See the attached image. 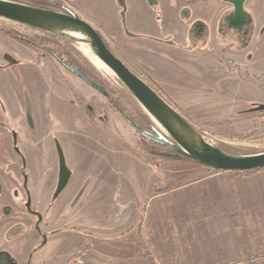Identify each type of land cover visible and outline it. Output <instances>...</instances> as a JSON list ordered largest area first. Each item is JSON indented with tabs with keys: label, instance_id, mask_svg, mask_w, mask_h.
<instances>
[{
	"label": "rangeland",
	"instance_id": "374dc122",
	"mask_svg": "<svg viewBox=\"0 0 264 264\" xmlns=\"http://www.w3.org/2000/svg\"><path fill=\"white\" fill-rule=\"evenodd\" d=\"M67 1L75 12L98 30H101L106 38H109V32L102 29L99 23L96 22L101 17V13L98 10L91 12L92 3L98 2V0ZM7 30L21 33L28 37L41 34L38 29L0 18V33L3 34V37L10 39L11 37L6 34ZM1 34L0 36H2ZM263 34L259 29V33L255 37V42H258V49L261 46L262 52L264 51ZM54 37L61 38L66 42L61 44L63 49L70 52L84 67L91 70L93 78L103 84L113 98L115 105L125 110L133 122H137L142 126L145 125L151 133L170 139L167 131L153 120L149 112L113 71L95 65L92 59L76 48L72 43L73 41H70L64 34ZM10 40L12 42L3 41L0 43L2 47L5 46L7 48L11 54L9 56L15 59L13 62L7 57L6 52L3 54L5 50L0 51V116L6 117L8 123L6 132L8 133L10 127L13 126L18 134V146L23 150L27 163L25 171L30 174L29 184L33 192V206L40 207L41 204L37 200L41 201V193H43L42 204H45L49 195L54 192L59 146L54 138L56 137L60 141L67 156H70V160L75 159L68 145L70 144L69 137L63 134L61 130L75 127L74 130H78L80 133L81 131L89 133V119L86 113L78 108L77 105L75 107L72 105L59 106L56 100L53 99L54 97L50 96L47 91L49 88L52 93L56 79H52L42 66V63H38L37 59H35L37 56L13 46V43H18L13 38ZM252 41L253 38L248 44H251ZM111 42L114 50L117 49L115 41L111 40ZM89 47L91 48L90 44ZM15 49H18V51H15ZM114 52L116 53V51ZM91 53L96 56L93 50ZM38 71L40 74L38 78L41 79L35 77V72ZM11 76L14 77L15 81H12ZM60 77L62 83L73 89L69 81V79L75 77L73 74L61 70ZM149 78L147 82L156 86L154 85L156 82L149 80ZM35 81H38L37 84L35 83V86H32ZM83 83L84 88L88 90V95H90L85 99L83 98V100L89 108L97 111L100 106L94 100L93 94H98V91L87 83ZM203 86L211 90H216L217 88L220 90L214 96L215 100L205 97L201 100H186L181 97H172L166 93V90L162 89V92L164 98L188 119L207 141L234 154L264 152V108L256 109L264 106V95L254 88H237L236 85L227 87L215 85V89L209 84H204ZM26 87L29 92H24L23 94L22 91ZM158 87L162 88L160 84ZM226 88H229V90ZM190 91L192 90L188 89L187 96L191 94ZM207 91L209 92H202H206L208 97H210L212 93H210V90ZM230 91L232 94H228ZM72 92L76 94L75 91ZM101 100L106 103V100L102 98ZM201 101L209 104L202 115L199 112L200 110L196 109L197 102ZM229 101L231 107L235 108V110L237 106L238 112L243 108L246 109L245 111L248 109L252 111L238 115H217V112L224 111L223 105L224 103L228 104ZM235 101H237L236 105ZM107 112H111L107 123L112 124L111 128H114L118 122L116 116L120 117L121 114L116 112V110L114 111L108 100ZM73 117L76 118L74 123L70 121L73 120ZM96 118L99 119L98 117ZM127 119L129 120L128 117ZM104 123L102 122V124ZM93 129L95 130V128ZM93 137L100 140H112L111 133L108 132L105 135L100 127L96 128V131H92L90 138ZM137 137H139L138 139L141 142L137 147L139 151L136 152V162H138L140 172L137 180L140 188L137 193L142 196H139L141 198L139 199L135 192L136 197L132 195L130 198L128 195L130 193H126V199L131 203V211L126 209V206L123 209L114 199V203L117 205H110L111 207L106 208L108 211L104 210L100 213L98 212V197H93L88 208L89 212H86V215L90 214L86 216V218L89 217L87 218L89 221H86L87 225H82L83 219L86 218L82 217V212L80 211H76L73 215L71 214L70 218L62 222H57L51 212L49 217L45 216V219L48 220L47 224L44 223L43 225L42 223L44 232L49 238L47 245L41 248L40 244L43 241V237L34 229L35 218L23 209V196L20 195L19 191L23 188L24 180L23 175H19L22 171V164L19 157L16 158V154L10 148L12 140H8L5 137L4 130L0 129V178L4 185V193L0 197V249L12 251L14 256H16L14 258L21 264H159L157 258H163V256L167 259L165 260L166 264H220L225 259L227 260L226 252L222 253L224 249H222L221 253L215 252L217 249H214L215 251L213 252L210 250L211 248L206 249L207 244L215 243L217 240L221 244L220 247H225L226 242H228L227 239H232L236 236L239 237L237 239L239 242L242 240L246 243L247 250L242 257L248 258L252 256L256 258L255 256H257V259H251L252 262L264 264V210L258 212V214L250 212L251 215H246L245 221H243L244 217L234 214L230 217V214H228L230 218L226 219V216H224V220H217V224H220L221 227L205 229L196 221L197 219H192L186 214L185 208H181L186 202L181 197V192H179L180 188H185L188 184L194 183L201 178L210 177V179H214L215 177H229V175L234 178L241 175H264V168L259 170L258 173H256L257 171L238 173L236 171L215 170L186 157L178 156L170 147L157 143L142 134H138ZM82 152L79 155V160H84L86 164L95 163L93 160L94 154L89 156L85 151ZM125 160L126 156L124 157V162ZM118 164L121 167V161H118ZM107 169L111 170V168ZM42 172H45L46 175L42 174ZM145 175H155L154 180L152 176L147 180ZM112 176L107 175V178L110 179ZM99 177L102 178L100 175H95L93 179L98 181ZM127 178L128 175L122 180L124 191L130 186L131 179ZM104 179L101 180L102 183ZM41 186L43 192L41 191ZM74 186L75 182L71 189L66 192L63 206L74 196L76 191L73 188ZM134 191L136 190L134 189ZM159 192L164 193L159 198L160 202L170 199L171 202L178 204L176 206V214L179 221H182L184 228L180 226L181 223L179 226L174 225L169 228L167 222L164 224L159 222L153 208L148 209L151 196ZM134 197L140 200L138 202V210L133 208V206H136L134 205ZM3 204H9L13 207V215L11 217L2 214L1 207ZM47 204L44 207L45 209ZM124 204L126 205V202ZM41 208L44 210L43 206ZM68 210L65 211L63 216L68 213ZM106 217L108 222L105 221ZM123 219L126 221L123 225L114 226L115 223ZM74 220L76 222L73 223L77 226L75 231L71 227ZM16 221L23 223L25 227L24 234L18 239H14L15 237L11 238V240L7 239L5 233L9 226ZM238 221L246 222V226L235 228L233 224L234 222L238 224ZM223 222H225L224 227L221 224ZM65 224L69 228H62V225ZM205 224L207 223L205 222ZM204 226L207 227L208 225ZM180 228L182 231H186V237L179 235ZM212 230H214V237L211 233ZM207 232L210 234H207ZM228 232L232 235H227ZM184 238L185 240L186 238L188 240L192 239L191 256L195 257L192 258L194 260L187 261V259H191V256L189 251L186 250L187 246L182 247ZM158 242L166 244L167 252L163 251V255L161 252L154 251ZM188 243L190 245V242ZM200 250L206 252V254L210 253L211 256H205L208 259L201 261L202 252ZM120 253L127 255L123 257ZM186 261L187 263H185Z\"/></svg>",
	"mask_w": 264,
	"mask_h": 264
},
{
	"label": "crops",
	"instance_id": "0c3cea01",
	"mask_svg": "<svg viewBox=\"0 0 264 264\" xmlns=\"http://www.w3.org/2000/svg\"><path fill=\"white\" fill-rule=\"evenodd\" d=\"M126 2L125 24L122 17V7L118 0L95 1L92 3L91 12L98 10L101 13V17L96 22L99 23L102 29L109 32L110 36L106 39L110 45L112 44L111 40L115 41L117 49L114 51L124 63L134 69L133 71L136 74L147 78L150 77L149 80L156 82L154 83L156 87L160 84L162 87L160 88L161 91L166 90V93L170 96L181 97L186 100H201L203 97L215 100L214 96L220 90L218 88L216 90L204 88V84H209L214 89L215 85H224L225 87L236 85L237 88H254L264 95V51L262 52L261 46L258 49V42H255L259 29L264 33V0H248L246 4L247 9L254 16V34L251 44L244 43L245 40L239 35V33L241 34L240 30L231 27L228 23L229 21L223 19L228 13L227 11L231 9V5L224 1L159 0L157 6L151 5L148 0H126ZM126 28L133 35H129L126 32ZM1 35L0 43L3 41L12 42L9 38L3 37V34ZM169 40L173 41V43L168 42ZM12 45L19 47L22 51L31 53L18 44L13 43ZM18 49H15V51H18ZM2 50H5L3 54L6 52L10 60L15 61L13 57L9 56L11 54L7 48L0 45V51L2 52ZM31 55L34 56V53H31ZM45 60L43 59L42 66L52 79H56V81L54 80L55 91L53 90L55 94L58 93L59 97L65 101H70L74 98L72 91H75L84 99L90 96L87 93L88 90L84 88V83L78 78L69 79L73 89L62 83L61 79L57 78L58 75L54 73L50 63L45 62ZM35 75L37 78L40 77L39 71L35 72ZM11 79L15 81L12 76ZM37 82H33L32 86H35ZM26 89L28 90L27 87ZM188 89L192 90L189 96L186 95L188 94ZM207 90L212 93L210 97L206 93L209 92ZM47 91L50 92L49 88ZM22 93L24 94V91ZM228 94H232V92L230 91ZM93 98L98 104L102 102L97 93L93 94ZM167 99L169 98L167 97ZM208 105L202 101L197 102L196 109L200 110L199 112L202 115ZM223 106L224 111L217 112V115H238L252 111L251 109L245 111L246 109L243 108L238 112L237 106L235 110V108L231 107L230 101L228 104L224 103ZM116 119L118 122L114 128H111L112 124L107 123V119H97L95 123L89 124V133H85L86 131H81L80 133L78 130H74L75 127L61 130L63 134L68 135V140H70L68 145L71 153L75 156L73 160H70V156H67L69 167L74 170L77 176L86 171L85 176L81 175L83 177L82 181L87 176L89 177L88 190L80 204H90L93 197H98V206L100 208H98V212L108 211L106 208L117 204H120L123 209L126 206V209L131 211V203L126 199V193H130L128 194L130 198L132 195L135 196V192L138 197L140 196V193H137L140 188L137 183L140 172L138 162H136V152L139 151L137 147L141 142L138 139L139 137H137V130L125 118L116 116ZM102 122L105 123L102 124ZM99 127L103 129L105 135L108 132L111 133V141L107 139L100 140L96 137L90 138L92 131H96V128ZM93 149L98 150L94 151ZM82 151H85L89 156L94 154L93 160L95 163L86 164L84 160H79V155L83 153ZM125 156L126 164L124 162ZM118 161H121V167H119ZM107 168H111V170ZM95 175H100L102 178L99 177L98 181H95L93 179ZM107 175L113 176L109 179ZM126 175L131 180L130 186L126 189L124 188V191L122 180ZM150 176L154 180L155 175H145L147 180L150 179ZM231 177L233 176L211 177L214 179L205 177L188 184L185 188H180L181 197L186 202L181 208H185L186 214L192 219H197L196 221L205 229L221 227L220 224H217V220H224V216L228 219L234 214L244 217L243 221H245L246 215L249 216L252 212L258 214V212L263 211L264 175ZM102 179H104L103 183L101 182ZM76 180L75 178L73 182H76ZM98 182L99 184H97ZM78 185L80 184H75V189H77ZM163 194L160 192L153 194L148 203V209L153 208L159 222L163 224L167 222L169 228L174 225L179 226L180 223V226L183 227L182 221H179L176 214V206L178 204L171 202L170 199L160 202L159 198ZM135 197L134 205L136 206H133V208L138 210V202L140 200ZM140 197L139 199H141ZM114 199L117 204L114 203ZM125 202L126 205L124 204ZM228 214H230V217H228ZM105 221L108 222L107 217ZM243 221H238V224L234 222L233 226L235 228L245 227L246 222ZM125 222V219H123L115 223L114 226L119 227ZM221 224L224 227L225 222ZM204 225L208 226L205 227ZM211 233L214 237V230ZM207 234L210 233L207 232ZM179 235L186 237V231H182L180 228ZM227 235L232 234L228 232ZM237 239L239 237L236 236L232 239L228 238L225 247H220V242L216 240L215 243H208L206 249L211 248L210 250L213 252L215 251L214 249H217L215 251L217 253H221L222 249H224L222 253L226 252V257L228 258L220 264H247V261L257 259V256H255L256 258L252 256L243 258L242 255L247 250L246 243L242 240L239 242ZM191 240H188V238L185 240L184 238L182 244V247L187 246L186 250L189 251L190 256L192 255L191 244H193ZM187 241L190 242V245ZM165 245L162 242H158L154 251L161 252L163 255V251L167 252ZM200 251L202 252V250ZM120 254L123 257L127 255ZM201 256V261H205L208 259L205 256L209 257L211 255L210 253L202 252ZM190 258L187 261L194 260L192 258L195 257L191 256ZM157 259L159 264H166L165 260L167 259L164 256Z\"/></svg>",
	"mask_w": 264,
	"mask_h": 264
},
{
	"label": "water",
	"instance_id": "95a60500",
	"mask_svg": "<svg viewBox=\"0 0 264 264\" xmlns=\"http://www.w3.org/2000/svg\"><path fill=\"white\" fill-rule=\"evenodd\" d=\"M231 5L224 16L229 25L239 29L244 43H250L253 38L254 16L247 9L248 0H221ZM156 6L159 0H148ZM122 7V17L125 24L126 0H118ZM0 17L37 28L44 32L60 36L64 34L70 41L75 37L70 32H79L87 36L91 49L134 94L149 114L167 131L170 139L158 136L134 125L137 130L149 139L170 147L178 156H183L215 170L247 171L264 168V152L249 154H234L207 141L202 133L170 104L150 83L132 71L123 60L116 56L107 46L100 32L87 20L78 14H68L62 11L38 7L12 0H0ZM223 20V22H224ZM129 35H133L126 28ZM168 42L173 43L169 40ZM69 69L105 95L109 93L81 69L70 66ZM264 106L256 108L263 109ZM29 114V113H28ZM60 155V180L58 191L68 182L70 170L67 167L63 152ZM1 190V184H0ZM30 204V200L28 205Z\"/></svg>",
	"mask_w": 264,
	"mask_h": 264
},
{
	"label": "flooded vegetation",
	"instance_id": "af4514ba",
	"mask_svg": "<svg viewBox=\"0 0 264 264\" xmlns=\"http://www.w3.org/2000/svg\"><path fill=\"white\" fill-rule=\"evenodd\" d=\"M15 1V0H14ZM58 4H61L63 6H65L69 12H65L63 10H61V8H59L58 6H53V7H50L48 9H53V10H58V11H62V12H65V13H68V14H73V13H76L78 14L77 12L74 11V9L72 8V6L70 5V3L67 1V0H55ZM194 1H198V0H194ZM18 2V1H17ZM23 3V2H21ZM26 4V3H25ZM157 6V5H156ZM43 8H46V7H43ZM81 18H83L80 14H78ZM1 18V17H0ZM5 19V18H3ZM84 19V18H83ZM92 19V18H91ZM8 21H11V20H8ZM14 23H18V22H15V21H12ZM90 23V22H89ZM21 24V23H19ZM24 26H28V25H25L23 24ZM30 27V26H29ZM95 27V26H94ZM33 28V27H32ZM96 28V27H95ZM37 29V28H35ZM97 29V28H96ZM39 30V29H38ZM98 30V29H97ZM7 31H10V30H7ZM6 31V34L9 35L11 38H13L14 40L17 41L18 45H20L21 47L27 49L28 51H30L31 53H34L35 56H37V58L35 57V59H37L38 63H42L43 64V59H46L45 62H49L50 65L52 66V69L54 70V73L57 76L58 79H61V77L63 78V76L60 77V71L61 70H65L66 72H69L71 74H73V76H75L76 78L80 79L81 81L87 83L85 80H83L82 78H80L79 76H77L75 73H73L70 69H69V65L70 66H74V67H77L79 69H81L86 75H88L86 72L88 71L89 74H91V70L87 69L86 67H84L82 65V63L80 62V67L79 66H76V65H73V64H70L68 60L69 57H73V55H71L70 52L68 53H65V52H62L60 55L63 59V61H60L57 57H55L54 55H52L51 53H49L48 51L44 50L42 48V46H34L32 44H28L26 42H23V41H20L18 40L17 38L13 37L11 34H9L8 32ZM41 31V34L39 35H35V36H32V37H28L26 35H23L21 33H17V34H21L25 37H28V38H34L36 36H44V35H47L48 37L50 38H54V36L56 35H53V34H50V33H47V32H44L42 30ZM100 32V34L103 36V38L105 39V42L107 44V46L111 49V51H113V53L118 56L115 52H114V49L112 48V46L110 45V43L107 41L106 37L104 36L103 32L101 30H98ZM14 32V31H13ZM16 33V32H15ZM10 38V39H11ZM33 40V39H32ZM65 44V43H64ZM76 48H78L76 45H74ZM53 48H56L53 46ZM74 48V49H76ZM60 49H63V45L60 46ZM79 49V48H78ZM57 50V48L55 49ZM80 50V49H79ZM60 51V50H58ZM81 51V50H80ZM82 52V51H81ZM119 57V56H118ZM74 58V57H73ZM67 60V61H66ZM124 62V61H123ZM126 64V63H125ZM128 66V65H127ZM129 67V66H128ZM130 68V67H129ZM131 69V68H130ZM132 70V69H131ZM133 71V70H132ZM89 76V75H88ZM144 80H146L144 78V76L140 75ZM90 78H92L95 82H97L99 85H101L105 90L106 88L103 86V84L99 81V80H95L93 77L89 76ZM147 81V80H146ZM88 84V83H87ZM90 85V84H88ZM92 86V85H90ZM153 86V85H152ZM93 87V86H92ZM155 87V89L157 88L156 86H153ZM94 88V87H93ZM95 90H97L96 88H94ZM160 89V88H159ZM157 90V89H156ZM98 91V97H100V99H104L106 100V103H103V101L98 104L100 107L97 111H94L92 110L91 108H89L85 101L83 100L82 97H80L77 93L76 94H73V99L70 100V101H65L63 100L61 97L57 96L55 93H52L48 91L49 95L50 96H53L56 100V102L59 104V106L61 105H72V106H76L78 108H80L81 110H83L86 115L88 116V124H92V123H95V119L97 120L96 117H98L100 120H103V119H107V121L110 119V113L107 112V100L109 101V104L112 105V108L114 109V111L116 110V112H119L123 118H125L131 125L132 124H137L139 126H141L144 130L148 131L147 127L144 125L142 126L141 124H138L137 122H131L130 120L127 119L126 117V114L121 112V111H118L116 108L113 107V103H111L110 101H113V98L110 96V93L108 95H105L104 93H102L101 91L97 90ZM24 92H28L27 89H24ZM159 92V91H158ZM161 92V93H160ZM160 94L163 96V93L162 91L160 90ZM28 94V93H27ZM76 97V98H75ZM164 97V96H163ZM80 98V99H79ZM33 110V108H32ZM31 111V110H30ZM26 114V113H25ZM31 114V113H29ZM32 114H33V111H32ZM95 114H97L98 116H96ZM30 116V115H29ZM31 120V118H29ZM75 117H73V120H70L71 122L74 123L75 121ZM25 120H26V116H25ZM8 125L7 123V120H6V117L4 116H0V129L4 130V134H5V137L8 139V140H12V145H13V148H12V145L10 146V148L14 151V153L16 154V158L19 157V160L22 164V171L19 173V175H23V188H21L19 191H20V195L23 196L22 200H23V209L31 214L34 218H35V224H34V229H36V231L43 237V241L42 243L40 244V247L43 248L44 246L47 245V242H48V236L47 234L44 232V229H43V226H42V223L44 225L47 224L48 220L45 219V216L49 217V215L51 214L52 212V216H54L57 220V222H62V221H65V219L67 218H70L76 211H80L82 212V217L83 218H86V216H89L90 214L86 215L87 213L86 212H89L88 211V208L90 206V204L87 203V205H84L83 204H80L81 201H83L84 197H85V194L87 192V186H89V177L87 176L85 179H83V181L81 180L83 176H85L84 174H86V171H84L83 173H80L81 175H75V172L73 169H71L68 165V160H67V154L65 152V149L62 147V145L60 144V141L55 137L54 140L57 144H59L58 146V153H57V159H58V167H57V172H56V178H55V185H54V188H53V194L49 195L47 201L45 202V204H42V200H43V193H41V201L40 200H37V202H39V204H41L40 207H34L33 206V200H32V196H33V192L31 190V187H30V184H29V180H30V174L28 172H26V168H27V163H26V158H25V154L23 152V150L18 146V134L15 130V128L13 126L10 127L9 129V132L7 133V129L6 128ZM134 127V125H132ZM136 129V127H134ZM137 130V129H136ZM138 134H142L139 130H137ZM149 132V131H148ZM144 136V135H143ZM9 143V141H8ZM59 150H61L63 152V155L65 157V161H66V164H67V167L68 169L70 170V176H69V179H68V182L67 184L65 185V187L63 189H61L60 191H58V184H59V180H60V153H59ZM86 170V169H85ZM42 174L46 175V173L42 172ZM42 176V175H41ZM78 177V178H77ZM75 178L78 180H76L75 184L77 185V183H79L80 185H78L76 191L74 192V196L72 198H70V200L66 203L65 206H63V199L65 198L66 196V192L69 191L71 189V186L73 185V180H75ZM44 180V179H43ZM41 181V180H40ZM45 181V180H44ZM0 184H1V190H0V197L3 195L4 193V185H3V182L0 178ZM41 184H42V181H41ZM43 186V184H42ZM42 186H41V191H42ZM75 188V187H74ZM40 189V188H39ZM43 192V191H42ZM37 193V192H36ZM19 194V193H18ZM37 196H38V193H37ZM30 200V204L28 205V202ZM49 200V201H48ZM48 202V204H47ZM47 204V207L46 209L44 208L45 205ZM83 205V207H82ZM43 206V209L42 210V207ZM68 210V213L66 215L63 216V214L65 213V211ZM81 209V210H80ZM1 212L3 215H7L8 217H11L13 215V207L9 204H3L2 207H1ZM101 213V211H100ZM72 214V215H71ZM85 215V216H84ZM81 217V216H80ZM89 218V217H87ZM83 219V226L84 225H87L86 221H89V219ZM76 220V219H75ZM72 221L73 222H76V221ZM60 226V225H59ZM64 229H67L69 228V226L67 224L65 225H62ZM71 227L74 229V231L76 230V225H74V223L71 225ZM102 227V226H100ZM60 228V227H59ZM25 227L23 225V223H21L20 221H16L14 223H12L9 228L7 229L6 233H5V237L7 239H10L15 237L14 239H18L19 237H21V235L24 234V230ZM13 240V239H12ZM14 257V253L12 251H10L9 249H0V264H21L20 262L17 261V259H15ZM247 264H255V262H252V261H249Z\"/></svg>",
	"mask_w": 264,
	"mask_h": 264
},
{
	"label": "trees",
	"instance_id": "16d2710c",
	"mask_svg": "<svg viewBox=\"0 0 264 264\" xmlns=\"http://www.w3.org/2000/svg\"><path fill=\"white\" fill-rule=\"evenodd\" d=\"M15 1H18V2H23V3H26V4H29V5H34V6H38V7H46V8H50V7H53V6H58L59 8H61V10L65 11V12H69V10L61 5V4H58L55 0H15ZM9 34H11L13 37L17 38L18 40L20 41H23V42H26L28 44H32L34 46H42V48L46 51H48L49 53H51L52 55H54L55 57H57L60 61H63L62 57H61V53L62 52H65V53H68V51H63L62 49H60V46L61 44L63 43H66L63 39L61 38H50L48 37L47 35H44V36H36L34 38H28V37H25L21 34H17L13 31H7ZM33 39V40H32ZM56 47L57 50H55L56 48H53ZM60 50V51H58ZM76 50V49H74ZM70 64H73V65H76V66H79L80 67V62L73 58V57H69L68 58ZM89 76L93 77L92 74H89L88 71L86 72ZM146 80H148L147 77H144ZM157 91L160 92V89L157 87L156 88ZM161 93V92H160ZM111 103H113V107L116 108L118 111H121L123 113L126 114V116L129 118V120L131 122L132 119L131 117L126 113L125 110L121 109L119 106L115 105L114 101H110ZM261 169H257V170H247V171H236V172H255V171H259Z\"/></svg>",
	"mask_w": 264,
	"mask_h": 264
},
{
	"label": "bare ground",
	"instance_id": "6f19581e",
	"mask_svg": "<svg viewBox=\"0 0 264 264\" xmlns=\"http://www.w3.org/2000/svg\"><path fill=\"white\" fill-rule=\"evenodd\" d=\"M74 37L75 40L72 42L74 45H76L87 57H89L90 59H92L93 63L97 66L103 67L105 69L111 70L112 69L105 63L103 62L99 57L94 56L91 52V48L89 47V42H88V38L85 34L83 33H79V32H70ZM153 120L159 124V122L152 117Z\"/></svg>",
	"mask_w": 264,
	"mask_h": 264
}]
</instances>
